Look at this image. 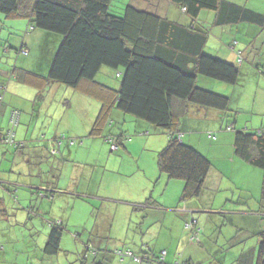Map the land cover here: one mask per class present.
I'll return each mask as SVG.
<instances>
[{"label": "crops", "instance_id": "obj_1", "mask_svg": "<svg viewBox=\"0 0 264 264\" xmlns=\"http://www.w3.org/2000/svg\"><path fill=\"white\" fill-rule=\"evenodd\" d=\"M146 1L149 5L158 4L160 10L167 7L165 0ZM230 1L249 5L264 14L262 4L264 0ZM171 9L176 13L174 7ZM178 14L182 16L179 11ZM213 18L214 13H211V21H206L210 27V36L205 49L208 47L211 54L235 62L243 41L248 43L251 41L247 37L239 40L240 37L233 34L230 26H225L226 24L213 25ZM247 23L243 22L242 32H245ZM213 27L220 33L219 38L215 40H211ZM261 28L263 29L262 26ZM226 32L231 34L230 37L225 36ZM218 40H222L224 44L219 45ZM40 43L36 38L35 42L31 43V48L39 50ZM39 64L38 58L36 61L34 58L31 67L28 68L35 69ZM2 72L5 73L3 70ZM253 73L261 75L264 71L261 69ZM107 84L117 88L120 83L115 80ZM198 84L230 97L235 95L239 85L211 78H199ZM255 84L259 90L264 91L260 78ZM0 108L1 131L8 125L10 110L12 108L21 110L16 137L25 143L19 149L0 145V180L3 183L0 187V219L14 220L15 224L21 222V225L25 224L22 230H26V223L31 219L29 230L37 236H42L36 239L37 242L32 247L14 237L5 241L0 233V264L73 263V261L69 263L68 260L64 263L62 255L64 250L82 252L83 264L90 254L94 259L92 264H109L110 259L115 264H127L126 258L129 257L112 252L113 247H110V244L118 251L130 250L141 257L148 251L156 250L155 253L158 254L165 250L167 251L165 258L169 261L174 260L180 252V258L192 262L191 259L196 258L195 254L205 248L206 235L202 234L199 241H192L189 234L182 231V227H185L186 222L196 220L198 226L203 229V224L206 226L209 220L204 222L201 217H209L206 211L214 210L218 196L219 203L221 202L220 210L215 209L213 213H219L220 216L237 215L235 229L236 232L240 230L238 235H242V240H246L247 234L255 238L251 248L247 250L246 245L240 248L242 253L238 255L237 264H253L256 258L255 249L259 242L258 233L264 230V219L261 211L259 214H250L249 211L255 212L258 209L248 207L247 203L251 200L259 201L261 198L262 172L237 157L234 151V132L235 129L260 128L256 123L238 117L232 119L225 111L176 103L178 128L182 139L198 148L212 163L205 181V187L212 190L204 187L200 196L184 200L183 180L169 177L158 166V152L165 147L168 140L167 133L160 131L162 128L133 114L113 109L110 114L112 124H106L101 135H94L91 132L99 115L101 102L60 83L47 84L42 92L23 82L11 84L8 92L4 94ZM75 114L83 120H90V123L83 127L84 123L79 122V126H74ZM128 122H133L134 130H139L142 135L126 141L122 136L128 134L126 132L128 128L125 129ZM260 123V126L264 125L263 120ZM231 124L234 129L226 130ZM82 128L84 131L80 132L78 129ZM210 132L215 134L214 140L208 137ZM161 133H165V136L152 137ZM71 135L78 139L69 143L66 139ZM109 137H113L119 145V149L115 151L119 155H115L114 158L122 157L117 159L118 168L116 176L112 178V184L110 183L111 186L102 188L96 176L87 178L84 176L89 168L91 171L102 168L98 165L100 152ZM58 139H61L60 143ZM74 151L86 152L85 162L88 163L85 164L89 166L88 169L74 165L78 162V159L73 157L76 155ZM223 187L230 190L232 199L239 196L236 203L230 202V196L219 194L222 193ZM114 196L119 197L118 203L105 199ZM223 197H226L224 201L221 200ZM204 203L210 206L206 207ZM32 205H37L38 210L35 209L34 212L30 210ZM77 209H82L81 213L86 215L81 221L75 217ZM39 220H43L42 224ZM54 220L63 223L64 232L59 252L48 254L45 251V243L48 239V227ZM134 221L137 224L132 226ZM93 222L94 224L89 227L88 224ZM253 224L255 227L251 232L248 231L249 226ZM154 233L157 236H151ZM92 248L97 250L95 255ZM118 256L122 258L118 259ZM65 257L72 259L73 256ZM131 261L133 263V259Z\"/></svg>", "mask_w": 264, "mask_h": 264}, {"label": "trees", "instance_id": "obj_2", "mask_svg": "<svg viewBox=\"0 0 264 264\" xmlns=\"http://www.w3.org/2000/svg\"><path fill=\"white\" fill-rule=\"evenodd\" d=\"M165 1L166 9L160 10L158 4L149 5L146 0H124L123 7L116 12L114 0H0L3 15L0 31L7 27L15 31L25 29L17 55H29L32 48L35 49L31 48V43L36 38L40 45H46L45 50L50 48L47 65L40 62L32 70L18 65L17 61L11 64L13 60L9 57L2 59L0 107L11 84L23 82L42 92L47 84L60 83L101 102L91 132L94 135H101L105 125L112 124L113 109L162 128L168 140L158 152V166L169 177L183 180L182 198L185 200L198 197L204 191L212 163L198 148L182 139L176 103L233 111L228 96L199 86L198 79L202 75L229 84H236L240 79V69L235 62L205 51L210 27L199 21L200 14L205 9L213 10V25L248 22L262 27L264 14L230 0ZM172 6L176 13L170 10ZM0 47L4 52L7 44ZM238 51L242 62L244 53ZM37 58H40L38 52L35 61ZM104 66L117 70L115 76L118 78H115L119 87L107 84L115 81L108 72H105L108 78H100ZM20 119L21 110L12 108L7 127L0 130V145L15 149L25 145L16 137ZM233 129V124L226 127L228 131ZM122 137L126 140V135ZM208 137L214 140L215 134L210 132ZM109 138L114 141L113 137ZM57 141L60 143L61 139ZM234 151L239 159L262 172L260 206L258 212L249 213L261 211L264 215V127L235 129ZM2 184L0 180V187ZM37 208L32 205L30 210L34 212ZM39 221L42 224L43 220ZM186 223L185 226H192L190 239L199 241L203 229L196 220ZM26 226V230H22L23 225L19 228L30 232L31 223L27 222ZM48 228L45 251L57 254L61 249L64 225L54 220ZM34 235L33 240L37 242L35 239L39 237ZM258 237L253 264H264V230ZM92 251L94 255L97 252L93 248ZM165 255L162 251L158 254L145 252L141 264H195L180 258V254L170 261Z\"/></svg>", "mask_w": 264, "mask_h": 264}, {"label": "rangeland", "instance_id": "obj_3", "mask_svg": "<svg viewBox=\"0 0 264 264\" xmlns=\"http://www.w3.org/2000/svg\"><path fill=\"white\" fill-rule=\"evenodd\" d=\"M250 2H252L253 0H249ZM125 4L124 0H114L113 2V10L116 12H119L120 9L123 7V5ZM263 4V8H264V3ZM211 13H214L213 10H209V9H205L202 11L199 21L200 22H205L207 24L206 21H211ZM3 20V15L0 13V21ZM7 22V26H8ZM204 23V24H205ZM225 26H230L231 28V32L233 34H237L241 40V38L247 37L248 39H250L251 42L248 43V41H243V43L240 45L239 49L244 51V60L243 63L241 64L239 58H236L235 63L239 66L240 69V79L238 81L237 84V89L235 91V95L233 96H229L230 98V104L229 107L230 109H232L233 111L230 112H226V114H228V117H231L232 119L234 117H238L241 120H249L250 122H254L256 123L258 127H264L260 126L261 125V120L264 121V91L259 90L258 86H256V80L258 78L261 79V83H262V87H264V73L258 74H254L253 72H257L259 70H263L264 71V27L263 29H260V26L252 24V23H247V26L245 27L246 30L245 32L241 31V26H244L243 22L241 23H232V24H226ZM214 28V27H213ZM260 29V30H259ZM24 30L25 29H21L19 31H15L14 29H12L11 27H7L4 28V31H0V45H2L3 47L6 46L7 44V48H5V51L2 52V47H0V62L2 61V59H5V57H9V60L13 62V63H18V65H22V67H31V62L32 60L36 57L37 52L40 56V58H38V60L40 62H46L47 65V56H49V49L45 50V44L42 43L40 46L39 51L36 49H32L29 55H17V50L20 47V43L23 39V35H24ZM12 31L13 35H10L9 32ZM212 34V38L211 40H215L219 38V30L214 28L211 32ZM230 33L226 32L225 36L226 37H230ZM42 40V39H41ZM219 45H223V41L222 40H218ZM226 46V45H225ZM50 47H53V45H51ZM227 47V46H226ZM205 51L207 53L209 52L208 47L205 49ZM49 53V54H48ZM211 54V53H210ZM17 58V59H16ZM229 61V60H228ZM102 73L100 75L101 79H106L108 78L105 74V72H108L115 80L116 77L115 74L117 72V70L110 68V67H103L102 69ZM250 72V73H249ZM116 77V78H115ZM200 78H208L206 76H202L200 75ZM202 80V79H200ZM209 80V79H206ZM240 80L242 81V84L240 85ZM227 96V95H226ZM134 119H137L136 117L129 115ZM74 118H76V125L74 126H79V122L80 123H84V126H87L90 123V120H83L81 117H79L78 114H75ZM149 124V123H148ZM109 125H107L108 128ZM128 128V129H127ZM134 123L133 122H128L125 124V129L126 132L128 133L126 136V141H128L129 139L127 138H133L134 136H141L142 134L139 132V130H134ZM80 132L84 131L83 128L82 129H78ZM161 132H165L163 131V129H160ZM234 132V131H233ZM130 134V135H129ZM162 136H165L164 134H158V135H152L153 138H161ZM74 139H78L75 136L71 135L68 136V138L66 139L69 143H71ZM77 141V140H76ZM105 145L102 146V152H100V160L98 162V165L102 166V168L100 167L99 170L96 171H91L88 165H86L85 162L87 159V154L86 152H75L76 155H73L74 158L78 159V162L74 165H80L83 166V169H88L86 174H85V178L89 177V176H96L98 179V184L100 185V183L102 184V188L104 187H109L112 184V178L116 176V172L118 168V163L119 160L122 156H118L116 157L117 159L114 158L115 155H119V153L112 151L110 152L111 146H110V142L107 140L106 142H104ZM120 148L123 150V148L120 146ZM125 151L123 150V153ZM148 157V156H147ZM80 161V162H79ZM73 164V163H71ZM58 177H56L57 179ZM64 178L61 179V181H63ZM111 183V184H110ZM207 189V187H205ZM207 190H212V189H207ZM210 192V191H209ZM221 196H225L228 195L230 196L229 200L230 202H235L238 200L239 196H235L233 199L231 198V192L230 190H228L227 187H223L222 188V193H219ZM88 196V195H85ZM196 198V197H194ZM107 200H110L112 202L118 203V199L119 197L114 196V198H105ZM226 199V197H223V200ZM220 200V196L217 197L216 202L214 204V210L215 209H219L220 210V205L221 202L219 203ZM207 206H210V204L208 203H204ZM142 206V204H141ZM140 206V207H141ZM144 206V205H143ZM247 206L256 210L259 209L260 206V200L256 201V200H251L249 203H247ZM142 208V207H141ZM82 209H77L75 212V217L77 218L78 221H81L82 219H84L86 217L85 214L81 213ZM214 210H207L206 213L207 215H209V217H201L202 220L204 222H207V220H209L208 224L205 226L203 224V233L205 234V243L206 246L205 248L201 251L198 252L197 254H195L196 258H192V262L195 264H237L238 263V255L240 253H242L240 251V248L242 246L246 245L247 250L249 248H251L253 246V240L255 239L254 236L247 234L246 235V240H242V235H238L240 233L236 232L235 229V222L237 219V215L235 214H226L225 216H220L219 213H213ZM225 212V211H224ZM205 213V214H206ZM228 213V212H226ZM197 215V214H195ZM35 221H38L36 218H34ZM31 219H29V223H30ZM197 222V221H196ZM188 223V222H187ZM186 223V224H187ZM93 223H89L88 226L90 227ZM137 224L136 221H134V223L132 224V226H135ZM21 225V222L15 224L14 220H7L5 218H1L0 219V228H2V230L0 231V233L2 234V236L4 237L5 241H8L10 239V237H14V238H18L19 242L25 243V244H29L32 247H34V243L35 241L33 240V238L35 237V235L32 233V230H30V232H23L19 226ZM24 225V224H23ZM249 230L248 231H252V228H254V224L249 226ZM93 228V227H91ZM185 228V229H184ZM184 230V232L188 233L189 235L191 234L189 230H192V226L187 225L185 227H182V231ZM244 231V230H243ZM151 236H157L156 233H154ZM38 237H42L41 235H38ZM245 237V235H243V238ZM37 239V238H36ZM35 239V240H36ZM89 237L87 236L86 240H88ZM11 240V239H10ZM92 241V240H91ZM22 245V244H21ZM110 247L112 248V252L117 253L118 250H116V248L113 246V244H110ZM26 248V247H25ZM71 248V247H70ZM31 249V247H30ZM110 249V248H109ZM115 249V250H114ZM127 249V248H124ZM158 252H160L159 249H157ZM71 252L68 251H63L62 255L64 263H67V260L69 261V263L71 261H73L72 264H82L83 262V255H81L82 252L80 251H73V250H69ZM121 251V250H120ZM125 252H122L123 254H125L127 252V250H124ZM130 251V250H128ZM138 253V251H136ZM154 252H156V250H154ZM256 249H255V256L256 254ZM10 254H12V252H10ZM180 254V252L177 253V257ZM73 256L72 259H66L65 256ZM137 254H134V256ZM131 260L133 259V263L129 258H126V263L127 264H140L137 263L134 260V257L128 256ZM212 257V259H211ZM122 257L118 256V259H121ZM186 259V258H183ZM93 257H91V254L89 255L87 261H84V264H92L93 263ZM256 262V260H255ZM109 264H115L113 260H109L108 261Z\"/></svg>", "mask_w": 264, "mask_h": 264}, {"label": "built area", "instance_id": "obj_4", "mask_svg": "<svg viewBox=\"0 0 264 264\" xmlns=\"http://www.w3.org/2000/svg\"><path fill=\"white\" fill-rule=\"evenodd\" d=\"M15 115H16V114H15ZM17 117H18V116H17ZM16 123H17V122H15L14 124H16ZM109 140L111 141L110 138H109ZM118 148H119L118 143L115 142V141H112V144H111V150H112V151H116ZM118 253H119L120 255H125V256H131V257H134V260H135L136 262H138V263H141V261H142V258H140V257H138V256H134V255L132 254V252H130V251H127L125 254H123L121 251H119ZM162 254L165 255V254H166V251L163 250V251H162Z\"/></svg>", "mask_w": 264, "mask_h": 264}, {"label": "clouds", "instance_id": "obj_5", "mask_svg": "<svg viewBox=\"0 0 264 264\" xmlns=\"http://www.w3.org/2000/svg\"><path fill=\"white\" fill-rule=\"evenodd\" d=\"M117 252H119V251H117ZM130 252H131V251H130ZM118 254H119V253H118ZM132 254H133V253H132ZM133 255H134V254H133ZM135 256H136V255H135ZM138 257L142 258L141 256H138ZM137 263H138V262H137ZM141 263H142V261H141ZM141 263H140V264H141Z\"/></svg>", "mask_w": 264, "mask_h": 264}]
</instances>
